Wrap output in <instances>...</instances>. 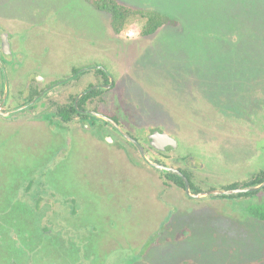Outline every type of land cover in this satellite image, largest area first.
<instances>
[{
  "label": "rangeland",
  "instance_id": "rangeland-1",
  "mask_svg": "<svg viewBox=\"0 0 264 264\" xmlns=\"http://www.w3.org/2000/svg\"><path fill=\"white\" fill-rule=\"evenodd\" d=\"M119 1L171 19L124 82L145 124L211 173L199 188L264 170V0ZM0 29L38 76L96 62L122 81L115 37L138 36L140 23L116 34L87 0H0ZM50 112L0 118V264H264V220L251 214L264 188L200 200L170 190L167 204L156 170L130 167L102 141L71 134L66 145Z\"/></svg>",
  "mask_w": 264,
  "mask_h": 264
},
{
  "label": "flooded vegetation",
  "instance_id": "flooded-vegetation-1",
  "mask_svg": "<svg viewBox=\"0 0 264 264\" xmlns=\"http://www.w3.org/2000/svg\"><path fill=\"white\" fill-rule=\"evenodd\" d=\"M91 6L95 10L101 11L93 5ZM2 29H0V36L3 32H5ZM7 34L9 41L8 52L3 51L0 38V87L2 90V93H0V103L3 98L5 87L3 68L5 70L7 80V96L0 107V112L16 110L30 102L41 92H44V94L32 105L22 110L11 112L8 117L0 115V118H6L11 122L23 119L41 121L39 118L40 115L51 111V118L60 121L63 128L68 131L70 135L68 136V142H65L66 145L70 144L72 135H74L75 139L77 138L76 136H78L81 141L85 139L84 137L93 140L95 143L102 141L107 146L116 150L119 154L125 155L129 161L128 164L130 167L138 170H140V167H144V169L149 170H156L159 174L157 175L159 178L157 188H159V194H162V198L165 202L166 200L164 199V196L166 193L171 192L170 190L179 191L180 195L178 198H181V196H183L182 194L190 199L195 198L187 196L184 181L178 174L172 172L164 173L147 165L135 142L143 148L145 153L150 155L153 162L179 170L188 179L191 193L213 190L209 189L203 191L198 186L199 183L208 179L211 173L203 169L204 166L200 165L198 157L193 155V149L188 148L186 150H179L178 140L174 134H171L161 126L154 125L153 128L146 125L145 109L141 115L140 113L136 114V111L134 110L136 107L133 106L132 95L124 82V76H127L129 71L135 70L138 64H140L141 59L138 58L145 55V40L150 39L154 33L151 34V36H145L139 33L138 36L115 37L116 41H120V45H122L118 52V56H121V58L118 57L117 59V62L121 61L118 65L121 72L119 80L122 79V81L113 79L110 71L104 69L96 62L70 67L67 74L58 78L51 76H38V71H32L33 66L30 68L27 67V56L23 51L24 49H21V44H19L20 52L12 53L10 47L11 36L9 32H7ZM18 40L19 38L17 36V41ZM110 77L113 80V84L106 88L110 82ZM17 78L20 81V84H16ZM61 81L63 82L59 83ZM77 86L78 88L79 86L83 87L75 91L73 88ZM60 87L62 89L61 92L57 90V88ZM183 92L184 91H182L181 88H178L179 96H181ZM40 101L42 103L39 105L38 102ZM38 107L41 108L39 111H37ZM21 111H23V113L18 115ZM90 112L102 114L109 120ZM35 117L37 118L35 119ZM157 129L172 136L176 140V147L158 149L153 146L150 140V135ZM128 137L133 139L135 142L130 141ZM190 149H192V153L190 152ZM173 151L178 153L174 156L169 155V153ZM133 154H136L135 157H137V159H133ZM139 163L140 165H143L140 166ZM171 175H176L181 180L182 185L174 181ZM238 181L233 182V184H237L235 187H229L232 185L231 184L226 188L219 189H233L246 186L244 185L245 182L242 184L241 181ZM52 193V196L56 194V192ZM247 193L254 194L256 191ZM238 195L239 194L212 196L223 198ZM38 197L39 195H36L35 193V203L36 200H38ZM71 199H73V197H71ZM260 220H264V218ZM157 235V237H159L161 235V231L157 233ZM136 259L137 257L133 258V260Z\"/></svg>",
  "mask_w": 264,
  "mask_h": 264
},
{
  "label": "trees",
  "instance_id": "trees-1",
  "mask_svg": "<svg viewBox=\"0 0 264 264\" xmlns=\"http://www.w3.org/2000/svg\"><path fill=\"white\" fill-rule=\"evenodd\" d=\"M91 5L106 12L109 15V23L112 31L116 34L130 30L131 25L140 23L139 33L145 36H151L160 27L171 21V19L163 13L154 9L137 8L119 0H87ZM2 93V90L1 92ZM172 179L182 185L181 180L176 175H171ZM264 179V170L253 175L244 185H252L261 182ZM232 184L229 187H235ZM253 193L239 194L238 196H248ZM38 203V202H37ZM251 214L263 219L264 207L256 206L251 210Z\"/></svg>",
  "mask_w": 264,
  "mask_h": 264
},
{
  "label": "water",
  "instance_id": "water-1",
  "mask_svg": "<svg viewBox=\"0 0 264 264\" xmlns=\"http://www.w3.org/2000/svg\"><path fill=\"white\" fill-rule=\"evenodd\" d=\"M1 38V46L3 48L4 52H8L9 51V41H8V34L7 32H3L0 36ZM3 68V67H2ZM4 76H5V87H4V94H3V98L2 101L0 103V107L3 104V102L6 99L7 96V80H6V75H5V70L4 68L2 69ZM65 81V80H63ZM63 81L59 82L62 83ZM58 83V84H59ZM113 84V80L110 77V82L107 85L106 88L110 87ZM56 85V84H55ZM44 94V92H41L39 95L35 96L30 102H28L27 104L21 106L20 108L13 110V111H9V112H0V115L3 117H8L11 112H15V111H19L22 110L30 105H32L33 103H35L37 101V99H39L42 95ZM94 115H97L99 117H103L104 119L109 120L107 117L103 116L102 114L99 113H95V112H90ZM128 139L130 141L135 142L133 139L129 138ZM150 140L151 143L153 144V146H155L158 149H165L167 147L169 148H175L176 147V140L170 136L169 134H167L166 132L162 131V130H155L151 135H150ZM141 152V155L145 161V163L161 172H172L175 174H178L180 177H182L183 181H184V185H185V191L187 196L191 197V198H195V199H203L206 198L208 195H233V194H242V193H247V192H254L257 191L261 188L264 187V180L261 182H257L255 184L252 185H247V186H241L238 188H233V189H213V190H209L206 192H200V193H191L190 192V186H189V181L188 179L177 169L173 168V167H169V166H165V165H161L158 164L156 162H153L150 158V156L144 152L143 148L137 143L135 142Z\"/></svg>",
  "mask_w": 264,
  "mask_h": 264
}]
</instances>
